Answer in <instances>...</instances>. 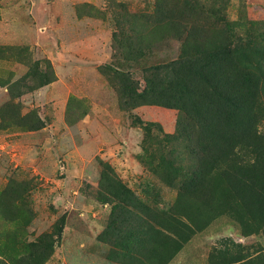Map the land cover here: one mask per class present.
<instances>
[{"label":"rangeland","instance_id":"rangeland-1","mask_svg":"<svg viewBox=\"0 0 264 264\" xmlns=\"http://www.w3.org/2000/svg\"><path fill=\"white\" fill-rule=\"evenodd\" d=\"M212 12L264 56V0H0V259L61 223L42 264H264L256 174L237 175L264 165L261 81L244 124L212 133L193 104L144 93L151 68L199 52ZM249 66L238 56L223 83ZM124 216L132 231L115 238L107 225Z\"/></svg>","mask_w":264,"mask_h":264},{"label":"trees","instance_id":"trees-1","mask_svg":"<svg viewBox=\"0 0 264 264\" xmlns=\"http://www.w3.org/2000/svg\"><path fill=\"white\" fill-rule=\"evenodd\" d=\"M212 15V17H216L213 24L214 33L209 26L211 36L204 39L199 52L195 55H190L189 53L180 51L179 56L175 60L160 63L154 68H151L154 74L146 78L147 90L144 91L145 94H153L155 96V101H161L167 106L185 109V105L193 104V108L191 109L196 113L194 114L195 116L203 117L202 111L205 113L208 123L207 131L211 133L217 129L214 120H217V123H224L230 126L237 122L243 125L244 122L242 120L245 118L244 107L251 105L254 101L260 81L264 87V56L261 52L262 50L250 44L241 46L240 41L235 38L236 34L230 27V23L227 22L223 16L220 17L217 15V12L216 14L212 12ZM172 20L175 22V17ZM178 29L181 30L182 28L178 27ZM185 29L183 28V30ZM196 30L197 29L190 28L189 32L191 35H196L198 34ZM178 33L181 32H177V34ZM142 49L143 46H140V52ZM238 56L244 57L250 63L248 68H243L248 71L244 72L245 75L242 84L236 86L234 83L233 85H226L223 83V74L230 78L229 67L235 63V60L237 61ZM251 67H256L257 71L251 72ZM219 70L222 71L220 77ZM162 73H164L165 76L167 73H170L169 77L166 76L169 85L156 87L153 78L158 79ZM192 79L195 81L199 79L198 81L201 84L199 88L201 89L200 91L203 92L201 95L198 94L196 89L190 86ZM127 95L130 101L134 102L138 94L135 95V91L130 90ZM199 97L203 99L200 103L198 102ZM144 98H142V102ZM145 99L146 102L144 103H148V99ZM232 149L233 145L229 150ZM244 167H246L245 172L237 174L239 176V183L245 184V180L250 177V170L256 174L255 181L252 182V188H250L253 191L250 198L253 201H250V203L257 211L258 217L255 218H258V221L263 224L264 165L260 161H257L254 168H250L247 164L240 166V168ZM129 224L131 223L128 216H124L121 220H118V223L114 221L111 222V225H107V229L111 232H116L114 237L119 238L122 230L127 232L132 231L129 228ZM61 231L62 224H56L53 233H45L31 243L30 252L22 254L21 256H15L14 258L12 257V264H42L51 254L53 248L59 245ZM143 241H149V238H145ZM215 259L216 256L214 255L212 263L253 264L250 260L246 262L242 261V259L233 260L226 257L217 261ZM0 264H10V261L2 258L0 259Z\"/></svg>","mask_w":264,"mask_h":264}]
</instances>
